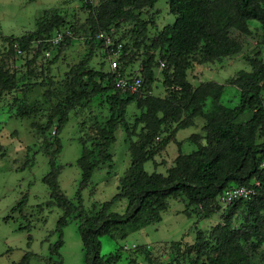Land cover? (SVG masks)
<instances>
[{
    "label": "trees",
    "instance_id": "trees-1",
    "mask_svg": "<svg viewBox=\"0 0 264 264\" xmlns=\"http://www.w3.org/2000/svg\"><path fill=\"white\" fill-rule=\"evenodd\" d=\"M156 1L98 0L94 4V0H86L85 3L88 12L85 39L101 46L107 58L109 50L104 46L103 40L95 38L96 33H107L114 43L121 42L122 52L117 57L118 69L123 76L142 77L141 92L131 94L116 88L111 70L86 68L91 56L89 52L86 59L69 68L65 79L66 95L51 106L45 125L31 123L32 128L42 136L55 125L53 143L56 150L48 154L51 170L42 180L52 190L53 202L64 213L57 221L59 238L50 246V251L61 264L58 250L62 245V228L71 217H79L78 231L86 264H111L116 261V254L106 259L100 255V236L112 234L122 237L129 231L157 222L166 209L167 198L178 197L180 201L186 202L187 207L183 212L188 215L190 211L194 212L199 218H207L215 212L221 213L222 209L229 207L224 214H220L221 218L217 223L208 227L209 230L195 227L193 242L189 247L185 245L182 260L192 253L190 264H259L264 261V256H259L260 246L264 242V169L260 167L264 160V59L249 58L250 70H239L228 82L239 90L238 103L232 107L220 102L224 84L208 80L193 86L187 79V68L190 66L189 55L198 50L205 62L238 53L241 42L237 34L251 33L250 21L264 26V0H166L174 21L162 27H158L148 14V9ZM234 20L237 22L236 26ZM59 21L56 19L45 35L32 36L30 32L21 37L4 38L13 55L17 56L13 42H18L22 50L18 57L31 58L11 74L0 65V98L3 93L17 86H21L22 93H26L32 80L39 76L36 70L29 67L34 60L39 56L49 58L54 48L69 44L76 34L73 30L71 36L65 35L63 41L56 46L39 41L62 28L64 25ZM123 23L132 26L136 51L142 45L151 51L141 59L139 72L134 68L133 71L132 68L129 70L131 73L126 72L128 64L124 65L121 58L127 56L130 50L120 38L112 34ZM149 28L155 29V32L149 44L145 45L142 39L149 36ZM262 35L264 38V31ZM47 49L51 51L49 57L44 55ZM156 54L158 59H155ZM154 59L156 63H163L161 67L171 71L170 76L165 74L163 77L162 85L166 89L163 95H153L151 92L155 77ZM84 77L87 82L82 80ZM95 78L100 81L107 78L109 84L103 86L95 82ZM88 81L94 82L91 89ZM145 86L149 91H146ZM111 89L114 93L108 97L110 116L104 122L96 124L93 146L89 148L84 141H80L83 149L77 161L82 171L78 198L81 189L88 184L93 170L111 161L109 147L115 141L118 126L126 123L125 118L128 119V105L137 104L140 112L137 120L144 123V126L141 128L139 141L130 143V165L119 178L118 192L111 200L100 205L97 211L87 214L83 208L75 211L76 206L60 192L57 175L61 166H56L54 162L56 154L61 150L58 133L68 122L70 111L82 100ZM120 93L126 95V98L119 96ZM248 111L249 118L240 119ZM34 113L35 111L20 106L17 116L30 117ZM196 116L203 119L205 142L193 141L196 148L188 153L179 152L164 174L145 171L144 162L157 153L152 149L154 140L155 143L159 142L160 152L169 140L174 139L178 130L193 125L192 118ZM123 118L124 122L120 123L119 120ZM168 124H174L171 125V130H168ZM127 125L128 123L126 130ZM161 133H164L162 137ZM188 140L192 141L190 136ZM255 181L259 185L252 197L235 200L224 207L219 205V195L224 188L254 185ZM121 198L129 200L125 212H110V206ZM25 200L22 198L17 203L16 208L20 211ZM234 216L241 218L238 224H235ZM23 227L28 226H21ZM128 227L130 228L119 234V229ZM171 244L184 246L183 238L171 241ZM134 252L145 253L147 250L139 246ZM29 255V252L24 254L18 264H28ZM131 264L140 263L132 258Z\"/></svg>",
    "mask_w": 264,
    "mask_h": 264
},
{
    "label": "rangeland",
    "instance_id": "rangeland-1",
    "mask_svg": "<svg viewBox=\"0 0 264 264\" xmlns=\"http://www.w3.org/2000/svg\"><path fill=\"white\" fill-rule=\"evenodd\" d=\"M97 2L98 0H94V4ZM85 3L86 0H0V65L9 74L18 70L31 56L13 55L8 41L4 38L21 37L30 32L32 36L45 35L51 30L48 27L56 19L60 20L63 27L76 33L68 45L54 48L49 58L39 56L34 60L29 67L36 70L39 76L32 80V85L26 88V93H22L21 86H17L3 93L0 98V264H18L27 252L30 254L28 264H54L55 260V264H59L56 255L51 253L50 246L59 238V233L56 231L57 221L64 211L53 202L52 190L42 180L51 170L48 154L56 150L53 143L55 125H52L46 131V135L42 136L32 128L31 123L45 125L51 106L66 95L65 79L69 68L77 66L86 59L89 52L91 56L86 68H102L110 71L109 59L104 56L102 47L85 39L84 31L88 28ZM148 14L158 27L174 21V15L168 11L166 0H157L154 6L148 9ZM233 23L234 26L237 25L235 20ZM249 28L251 33L237 34L241 48L236 54L213 62L202 61L200 50L191 53L188 57L190 66L187 68V79L193 86L208 80L224 84L220 102L227 106L232 107L239 100V90L228 82L239 70H250L249 58L264 59L262 35L264 26L256 21H250ZM131 29V24L123 23L112 32L130 50L127 56L121 58L124 65L128 64L127 73H131L129 71L131 68L132 71L134 68L139 72L141 59L148 56L144 54L151 52L143 45L136 51L133 45L135 35L132 34ZM154 32L155 29L149 28V36L141 38L142 43L148 45ZM158 57L156 54L155 59ZM155 59L153 62L155 77L151 84V92L153 95H163L166 89L162 85V80L165 74L170 76L171 71L161 67ZM82 80L86 81L87 78L84 77ZM95 80L103 86L109 84L107 78L103 81L98 78ZM88 84L91 89L94 82L88 81ZM145 89L149 91L146 86ZM112 93L114 91L111 89L82 100L70 111L68 122L58 133L61 150L56 154L54 162L56 166L61 167L57 175V183L60 192L76 206L75 211L83 208L87 214H92L118 192L119 178L130 165V143L139 141V134L144 126V123L137 120L140 113L137 104L128 105L126 107L128 119L125 118L128 129L126 130L125 123L120 124L115 131V141L109 147L111 161L93 170L88 184L81 189L78 198L82 171L77 161L83 149L80 141H84L89 148L93 146L92 139L95 136L96 124L104 122L110 116L108 97ZM119 96L126 98L122 93ZM20 106L35 113L30 117L19 118L17 112ZM249 116L248 111L240 119H248ZM119 121L124 122V118ZM192 122V126L178 130L176 139L190 136L191 142L201 140L204 143L202 117L196 116L192 118ZM171 125L168 124V130L169 128L171 130ZM161 135L163 136L164 133ZM158 144L159 142L155 143L154 140L152 149L157 153L143 164L144 170L148 173L153 171L166 173V169L172 166L173 159L179 151L189 152L196 148L193 143L184 141L182 144H177L174 140H169L163 150L158 152L161 148ZM22 198H25L26 202L20 211L16 206ZM128 204L127 198H121L110 206L109 211L123 213ZM219 205L225 206L220 201ZM186 207V202L180 201L178 197L167 198L166 209L162 212L159 221L129 231L122 237L112 234L100 236V255L106 259L116 254V261L111 264H131L132 258L140 264H190L193 254L189 253L182 260V252L185 251V245L189 247L192 244L195 227L208 229L220 220V214H224L229 207L207 218H199L191 211L188 215L183 212ZM238 213L240 214V211ZM234 219H236L235 224L241 220L237 216H234ZM79 221V217H71L62 228V245L58 250L61 264H86L78 231ZM25 225L28 227L21 228ZM129 228L119 229V234ZM182 238L184 246L171 244V241ZM132 244L136 247H145L147 252H134L135 248H131ZM123 245L128 249H122ZM259 256H264V242L260 246ZM259 264H264V261Z\"/></svg>",
    "mask_w": 264,
    "mask_h": 264
},
{
    "label": "built area",
    "instance_id": "built-area-1",
    "mask_svg": "<svg viewBox=\"0 0 264 264\" xmlns=\"http://www.w3.org/2000/svg\"><path fill=\"white\" fill-rule=\"evenodd\" d=\"M65 35L71 36V30L63 27V28H59L58 30H55L51 36L44 39H40L39 41H44L49 43L50 45L56 46L63 41ZM95 38L103 40L104 46L106 47V49L108 48L109 50L108 59H109L110 70L114 75L113 78L114 86L120 89L122 92H128L131 94H136L141 92L142 83H143L142 77L136 75L123 76L118 69V59L114 57L122 52V43L121 42L114 43L111 36L103 32L96 33ZM13 48L17 56L22 54V50L21 47L18 45V42H13ZM50 54L51 51L49 49L44 51V55L46 57H49ZM160 65L163 66V63H160ZM260 167L264 169V160L261 162ZM258 185L259 182L255 181L254 185L228 186L224 188L221 194L219 195L220 201L224 205H227L238 199H249L255 194L256 187ZM131 248H136V245L132 244ZM123 249L127 250L128 247L126 245H123Z\"/></svg>",
    "mask_w": 264,
    "mask_h": 264
},
{
    "label": "crops",
    "instance_id": "crops-1",
    "mask_svg": "<svg viewBox=\"0 0 264 264\" xmlns=\"http://www.w3.org/2000/svg\"><path fill=\"white\" fill-rule=\"evenodd\" d=\"M191 126H192V125H191ZM186 128H187V127H186ZM177 132H178V131H177ZM175 135H176V134H175ZM172 140H174L176 143H177V142H180V144H182L184 141H186V142H188V143H192V142H190V141L188 140V136H186V137H184L183 139H180V140H177L176 137L174 136V139H172ZM201 142H202V141H201ZM177 144H178V143H177ZM191 151H192V150H191ZM179 152H181V151H179ZM179 152H178V153H179ZM189 152H190V151H189ZM178 153H177V154H178ZM182 153H188V152H182ZM177 154H176V155H177ZM156 163H157V162H156Z\"/></svg>",
    "mask_w": 264,
    "mask_h": 264
}]
</instances>
